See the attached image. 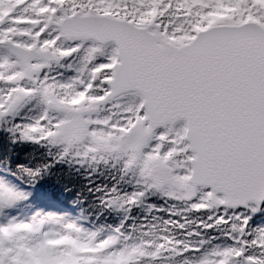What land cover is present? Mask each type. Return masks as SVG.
Listing matches in <instances>:
<instances>
[{
  "label": "water",
  "instance_id": "1",
  "mask_svg": "<svg viewBox=\"0 0 264 264\" xmlns=\"http://www.w3.org/2000/svg\"><path fill=\"white\" fill-rule=\"evenodd\" d=\"M57 25L65 37L116 44L107 98L135 90L147 110V130L130 132L129 140L185 120L195 153L187 180L210 189L215 206L264 202L263 26L212 25L175 46L113 16L74 14Z\"/></svg>",
  "mask_w": 264,
  "mask_h": 264
},
{
  "label": "trees",
  "instance_id": "2",
  "mask_svg": "<svg viewBox=\"0 0 264 264\" xmlns=\"http://www.w3.org/2000/svg\"><path fill=\"white\" fill-rule=\"evenodd\" d=\"M62 1L66 10L91 7L83 0ZM232 1L214 0L206 5L196 0H112L108 10L139 24H155L175 42L188 39L195 29L217 20H239L248 14L264 23L260 11L264 9V0L263 5L258 0L243 1L239 11L233 9ZM91 5L96 10L99 7L96 2ZM249 5L254 9L251 13L247 12ZM225 6L228 11L224 10ZM17 136L0 131V170L10 171L19 181L41 191L42 195H50L52 204L57 207L73 205L72 210L78 213L96 240L103 238L118 242L116 244L129 241L134 246L145 242L161 250L173 243L177 250L184 247L191 264H198L196 262L202 256L211 262L210 253L231 244L227 243L229 238H240L246 246L264 244V207L255 216L261 217V223L255 228H251L249 222L241 223L235 225L231 233L227 232L229 238L211 237L217 230L216 219L208 220L213 210L210 206H196L197 199L174 200L158 192L152 193L141 177L138 179L133 173L129 176L119 167L108 165L89 170L87 166L55 154L54 150L40 148ZM237 231L240 236L236 235ZM21 243L16 237L9 246L15 249ZM197 246L201 249L194 250ZM49 256L57 258L59 264H117V256L109 253L107 246L86 253L72 250L68 245H57L49 248ZM32 259L17 257L14 262L6 256L0 257V264H25ZM42 263L47 264L44 259Z\"/></svg>",
  "mask_w": 264,
  "mask_h": 264
},
{
  "label": "rangeland",
  "instance_id": "3",
  "mask_svg": "<svg viewBox=\"0 0 264 264\" xmlns=\"http://www.w3.org/2000/svg\"><path fill=\"white\" fill-rule=\"evenodd\" d=\"M22 1L12 2L7 11L15 9L18 3L22 4ZM59 6L57 2L51 4L42 10L43 15L46 18L53 16ZM0 21H2L1 17ZM36 23L34 19L31 21L33 29ZM88 47L94 56L103 54L104 49L101 46L88 45ZM58 61L59 56L53 64H57ZM4 67L6 70L10 67L13 70L18 69L16 63L11 66L10 62L5 63ZM96 74L94 80H96L95 85L98 86L100 72ZM16 79L27 80L20 74ZM73 79L77 82L82 77L78 78L76 75ZM86 85H83L84 90L89 88V85ZM49 96L56 99L51 91ZM75 100L70 98L59 113L53 111L46 113L45 123L31 126L30 129L34 131L29 135L33 137L37 132L43 134L42 136L46 135L51 144L59 145L63 149L65 158L75 163L91 164L112 159L125 166H131L132 170L137 169V177L139 175L148 182V185H158L162 191L166 190L171 195L185 197L200 195L199 190L185 179V162L182 160L185 159L187 147L181 144L179 139L173 143L176 150L181 151L179 157H175V149L161 155L160 138L159 142L155 143H150L151 141L147 144L128 143L124 138V130L117 127L112 129L110 126L108 129L105 128L108 120L99 118L101 111L98 107L99 98L84 100L83 97H76ZM110 106L113 110V102ZM155 165L160 167L158 172L154 170ZM34 196H39V192L31 193L28 197V194L21 192L10 179L0 177V256L7 255L9 259L33 258L27 262L37 260L36 264H40L38 260L41 258L47 263L56 259L49 256V248L59 243L69 244L73 250L78 249V246L80 249L90 247L94 250L104 243L110 251H114L116 247L120 248L117 244L110 246L112 242L108 239L93 241L90 230L83 225L77 215H70L64 211L68 208H62L63 211L51 208L50 204H46L48 198L30 203ZM16 237L20 238L22 243L21 246L13 249L9 243ZM121 254L125 262L137 256V252L129 248L123 249ZM222 262L224 261L220 260L219 263Z\"/></svg>",
  "mask_w": 264,
  "mask_h": 264
},
{
  "label": "flooded vegetation",
  "instance_id": "4",
  "mask_svg": "<svg viewBox=\"0 0 264 264\" xmlns=\"http://www.w3.org/2000/svg\"><path fill=\"white\" fill-rule=\"evenodd\" d=\"M26 13H27V11H26V10H23L22 14L26 15ZM7 30H8V28H7V29H4V30H2V29L0 28V40L3 39V38L1 37V35H4L5 38L11 37ZM11 38H13V37H11ZM2 48H3V47L0 46V50H3V49H4V48H3V49H2ZM2 64H3V63H2Z\"/></svg>",
  "mask_w": 264,
  "mask_h": 264
}]
</instances>
